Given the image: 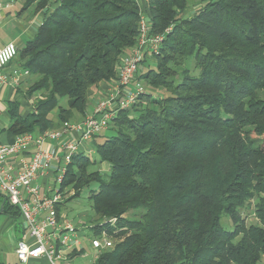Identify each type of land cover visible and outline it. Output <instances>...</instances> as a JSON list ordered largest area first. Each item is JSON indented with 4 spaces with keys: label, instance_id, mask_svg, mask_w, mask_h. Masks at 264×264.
Wrapping results in <instances>:
<instances>
[{
    "label": "trees",
    "instance_id": "1",
    "mask_svg": "<svg viewBox=\"0 0 264 264\" xmlns=\"http://www.w3.org/2000/svg\"><path fill=\"white\" fill-rule=\"evenodd\" d=\"M22 1L18 15L34 7L45 18L15 59L33 79L18 89L33 107L23 114L20 99L7 102L8 143L84 114L90 89L116 78L136 44L141 17L138 0ZM196 1L188 12L191 0H146L152 33L172 26L155 68L140 71L150 91L94 143L108 174L89 171L96 161L85 151L68 165L66 201L100 184L89 198L103 222L92 233L120 239L94 264H264V0ZM190 59L198 73L178 79Z\"/></svg>",
    "mask_w": 264,
    "mask_h": 264
},
{
    "label": "built area",
    "instance_id": "2",
    "mask_svg": "<svg viewBox=\"0 0 264 264\" xmlns=\"http://www.w3.org/2000/svg\"><path fill=\"white\" fill-rule=\"evenodd\" d=\"M11 4L6 3L5 7ZM139 34L136 44L123 56L116 78L106 82L100 91L94 110L81 122L65 121L59 128L46 131L37 141L32 156L24 157L31 144L36 141L33 133H24L11 143L0 142V187L5 191L12 206L20 211L29 238L22 239L17 248V256L22 264H77L83 239L80 228L59 215L57 205L64 200L62 189L68 165L73 155L79 151L82 141L93 139L109 128L121 110L131 108L150 89L139 79L140 65L145 59L153 60L159 54L166 34L152 33V25L147 14L141 13ZM19 47L14 42L0 45V84H17L16 78L6 74V67L16 59ZM24 74L27 70L20 69ZM78 133L67 141L68 135ZM45 138L59 139V145L43 146ZM17 159V163L8 160ZM55 170L53 193L43 194L39 179H46ZM75 190L68 192L73 194ZM116 220L109 221L114 224ZM120 240V239H119ZM88 241L93 248L95 260L104 250L115 246L114 236L106 229L101 234L90 232ZM85 254L84 256H86ZM94 260V262H95ZM94 264V263H93Z\"/></svg>",
    "mask_w": 264,
    "mask_h": 264
},
{
    "label": "crops",
    "instance_id": "3",
    "mask_svg": "<svg viewBox=\"0 0 264 264\" xmlns=\"http://www.w3.org/2000/svg\"><path fill=\"white\" fill-rule=\"evenodd\" d=\"M139 4L141 6V10L145 12L146 8V0H138ZM6 0H0V28L2 25H4L7 20L10 18V7H5ZM25 14L18 15L17 18L21 19L23 18ZM38 17L31 19L28 22H22V24H18L21 26V33L20 35L22 37L25 36V39L20 38L18 41L14 40H7L2 39L0 37V45L14 42L18 45V47H22L27 40L34 37L38 31V28L41 24H43V20L45 18V11H40L38 14ZM17 60H13L7 67H6V74L16 78L17 84L13 85L10 82L0 84V141L2 143H8L10 142V139L7 134V127L10 124V118L8 115V108L7 102L9 100H12L14 98H18L22 101L23 104V114H26L33 106L32 101L27 100L23 97V95H19L18 89H19V83L20 80L25 74L23 71H20V65ZM107 86L106 82H103L100 84V86L96 89H90V98L92 99V106L90 109H86V112L84 114L75 112V116L73 119L70 120V122H81L84 120L89 114H91L94 110V106L96 103V100L98 99V96L100 95V91L105 89ZM55 114L57 111L54 112ZM56 117V115H55ZM49 131V130H48ZM46 133V132H45ZM42 134H34L36 137V141L31 144V147L28 151L24 152V157H30L32 156L34 149L37 146V140L43 135ZM79 134L76 133L74 135H68L66 137V140L69 141L72 139V137H78ZM97 137H94L90 140H84L81 142L79 151H85L87 154H89L90 149L92 148L93 144L96 142ZM59 145L60 140L59 139H51V138H45L42 145L49 146V145ZM78 151V152H79ZM11 163H17L18 160L13 158L8 160ZM55 170H52L49 172V175L46 179L41 178L39 179L38 183L41 185V191L43 194H52L54 189V181H53V174ZM12 206L8 200V196L5 193V191L0 187V264H22L17 256V248L19 246V242L22 239L29 238L28 231L25 227V223L23 218L20 216V213L16 216L13 215L7 210L9 207ZM15 207V206H13ZM62 214V213H61ZM62 216V215H61ZM17 220H22L21 227H19L16 224ZM89 243V241H88ZM86 245H82V247L79 250V253L84 256L86 254ZM30 264H35V262H31ZM79 264V263H77Z\"/></svg>",
    "mask_w": 264,
    "mask_h": 264
},
{
    "label": "rangeland",
    "instance_id": "4",
    "mask_svg": "<svg viewBox=\"0 0 264 264\" xmlns=\"http://www.w3.org/2000/svg\"><path fill=\"white\" fill-rule=\"evenodd\" d=\"M6 1H7L6 3H9L12 5L11 8L9 9V11L11 13H10V18L0 28V37H2V39H7V40L9 39V40H14V41H18L20 38L25 39V36L22 37L20 35L21 26L18 24H22V22H25V21L28 22L31 19L36 18V16L38 17V15H37L38 13H34V7H31L29 9V11H27L25 13L23 18L18 19L16 16H17L18 11L22 7L23 1L22 0H18V1L6 0ZM201 4L202 3H200L196 0H191V4H190V7L188 9V12H194L196 9H198L201 6ZM142 12L147 14L146 12L141 10V13ZM155 65L156 64L153 60L142 63L140 65V71L147 72L149 70V68H155ZM187 69H190L192 73H195V74L198 73L197 72L198 70L195 68L194 61L192 59H190L184 67L177 68L178 72H180L178 79L181 78V76H182L181 74ZM32 81H33V79L28 74H25V76H23L21 78L20 83H19V88L22 89L23 93H25L27 88L31 85ZM142 81L145 83V85H147L145 80H142ZM155 94L163 95V94H166V91L165 90H159ZM100 95L98 96V98L100 97ZM139 102H141V99L139 100ZM139 102H136L133 106H135ZM61 105L65 106V107L68 106L67 98H63L61 100ZM91 106H92V99L89 98L87 109H90ZM113 133H114V131L111 128H107V129L103 130L97 136L96 143L104 142L106 139H108L110 136H112ZM89 156H90V158H92L93 161H96V163H94L93 165L90 166L89 171L101 169L102 172L104 171V173H106V174L109 173L110 165L107 162H101L100 161L101 157H99V155L95 149V144H93L92 148L90 149ZM99 185L100 184H98L97 182L91 183L89 186H86L82 189V192H81L79 197H77L71 201H66V200L70 196L75 194V192L73 194L68 193L74 189L69 188V189L65 190L64 200L62 201V202H64V204L61 207V213H62L61 215L63 217H65L66 220L75 224L77 227L79 226L81 238L83 239L84 245H86L85 248H86V254L87 255L77 257L75 259V263L93 264L94 260H95L93 248L91 247L90 243H88V235H90V232H92L91 228L98 223H102L103 220L100 219L96 215L95 211L93 210L92 203L90 201L91 198H89V196H90L91 190L98 189ZM245 213L249 214V216L247 218L248 222H252V221L255 222L256 221L253 213L252 214H250V212H245ZM128 215L131 216L132 214H128ZM221 222H222L224 227H226L228 229L231 228L229 218L227 217L226 214H224L222 216ZM16 224L19 227H21L22 220H17ZM114 224H116V221L114 222ZM114 242H115V244L117 242H119V238L114 237Z\"/></svg>",
    "mask_w": 264,
    "mask_h": 264
},
{
    "label": "water",
    "instance_id": "5",
    "mask_svg": "<svg viewBox=\"0 0 264 264\" xmlns=\"http://www.w3.org/2000/svg\"><path fill=\"white\" fill-rule=\"evenodd\" d=\"M109 220H110V218H107V219H106V221H109Z\"/></svg>",
    "mask_w": 264,
    "mask_h": 264
}]
</instances>
